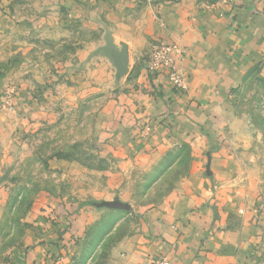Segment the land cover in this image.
<instances>
[{"label": "rangeland", "instance_id": "374dc122", "mask_svg": "<svg viewBox=\"0 0 264 264\" xmlns=\"http://www.w3.org/2000/svg\"><path fill=\"white\" fill-rule=\"evenodd\" d=\"M182 1L0 0V264H110L144 213L191 176L198 144L199 176L249 195L264 249V60L231 91L206 142L160 153L148 123L123 124L140 71L168 43L158 37L163 8ZM189 1L264 12V0ZM109 44L127 56L123 76Z\"/></svg>", "mask_w": 264, "mask_h": 264}, {"label": "crops", "instance_id": "0c3cea01", "mask_svg": "<svg viewBox=\"0 0 264 264\" xmlns=\"http://www.w3.org/2000/svg\"><path fill=\"white\" fill-rule=\"evenodd\" d=\"M163 12L166 24L158 27V37L187 49L179 60L187 89L175 90L165 74L153 75L144 67L141 92L123 107V124L148 123L154 135L147 144L160 153L213 137V129L226 121L231 91L264 60V12L259 7L202 11L184 0L166 5ZM205 152L198 144L191 176L144 213L137 235L110 264H147L149 256H164L171 264H264L249 195L229 186L213 189L210 179L199 176Z\"/></svg>", "mask_w": 264, "mask_h": 264}, {"label": "built area", "instance_id": "2783aa9c", "mask_svg": "<svg viewBox=\"0 0 264 264\" xmlns=\"http://www.w3.org/2000/svg\"><path fill=\"white\" fill-rule=\"evenodd\" d=\"M186 54L187 51L180 44L162 42L154 55L150 72L153 75L165 74L174 89L185 90L187 83L184 73L179 67V60ZM148 264H171V262L164 256H154L150 257Z\"/></svg>", "mask_w": 264, "mask_h": 264}, {"label": "water", "instance_id": "95a60500", "mask_svg": "<svg viewBox=\"0 0 264 264\" xmlns=\"http://www.w3.org/2000/svg\"><path fill=\"white\" fill-rule=\"evenodd\" d=\"M104 52L107 53V55L110 57L113 64L115 65L118 76H123L128 72V64L126 60L127 56L125 53H120L111 44H109L105 48ZM109 206L114 207L119 210H125V211L131 210L129 206L121 205L119 203H110Z\"/></svg>", "mask_w": 264, "mask_h": 264}, {"label": "trees", "instance_id": "16d2710c", "mask_svg": "<svg viewBox=\"0 0 264 264\" xmlns=\"http://www.w3.org/2000/svg\"><path fill=\"white\" fill-rule=\"evenodd\" d=\"M155 75H158V74H155ZM263 254H264V249H263Z\"/></svg>", "mask_w": 264, "mask_h": 264}]
</instances>
